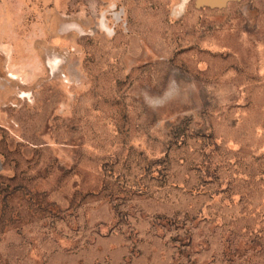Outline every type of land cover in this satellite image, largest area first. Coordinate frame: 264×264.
<instances>
[{
  "label": "rangeland",
  "instance_id": "1",
  "mask_svg": "<svg viewBox=\"0 0 264 264\" xmlns=\"http://www.w3.org/2000/svg\"><path fill=\"white\" fill-rule=\"evenodd\" d=\"M0 264H264V0H0Z\"/></svg>",
  "mask_w": 264,
  "mask_h": 264
},
{
  "label": "clouds",
  "instance_id": "2",
  "mask_svg": "<svg viewBox=\"0 0 264 264\" xmlns=\"http://www.w3.org/2000/svg\"><path fill=\"white\" fill-rule=\"evenodd\" d=\"M181 94V87L175 81L169 82V85L165 88L161 95L154 96L147 92H144V103L153 111L164 107L166 104L176 100Z\"/></svg>",
  "mask_w": 264,
  "mask_h": 264
},
{
  "label": "bare ground",
  "instance_id": "3",
  "mask_svg": "<svg viewBox=\"0 0 264 264\" xmlns=\"http://www.w3.org/2000/svg\"><path fill=\"white\" fill-rule=\"evenodd\" d=\"M102 25H104V24H103V21H102Z\"/></svg>",
  "mask_w": 264,
  "mask_h": 264
}]
</instances>
